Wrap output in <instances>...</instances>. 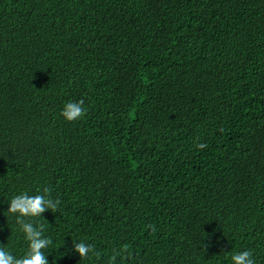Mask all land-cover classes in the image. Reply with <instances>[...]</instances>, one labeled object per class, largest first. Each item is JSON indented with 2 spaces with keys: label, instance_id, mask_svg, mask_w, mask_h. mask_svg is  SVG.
<instances>
[{
  "label": "trees",
  "instance_id": "obj_1",
  "mask_svg": "<svg viewBox=\"0 0 264 264\" xmlns=\"http://www.w3.org/2000/svg\"><path fill=\"white\" fill-rule=\"evenodd\" d=\"M44 188L57 211L25 219L49 264L124 246L115 264H264V0H0V247L18 258L9 203Z\"/></svg>",
  "mask_w": 264,
  "mask_h": 264
},
{
  "label": "clouds",
  "instance_id": "obj_2",
  "mask_svg": "<svg viewBox=\"0 0 264 264\" xmlns=\"http://www.w3.org/2000/svg\"><path fill=\"white\" fill-rule=\"evenodd\" d=\"M85 111L83 100H80L66 103L61 115L71 122L83 117ZM198 147L203 148L205 145L200 144ZM50 191L49 188H44L42 194L30 196L27 193H21L12 198L7 211L17 216L16 222L24 233L28 249L23 256L18 258L4 247H0V264H49L43 250L52 244V240L44 236L43 225H34L25 218L40 217L46 210L57 211L60 201L55 200L54 203ZM153 231H155L154 227ZM74 251L79 254L80 258H86L89 253H93V249L84 242L74 243ZM126 253L131 255L127 246H124L121 251L115 252L110 257L109 264H115L117 256L123 257ZM231 260L233 264H255L253 253L249 250L233 254Z\"/></svg>",
  "mask_w": 264,
  "mask_h": 264
}]
</instances>
